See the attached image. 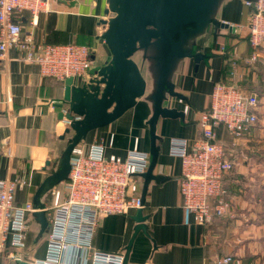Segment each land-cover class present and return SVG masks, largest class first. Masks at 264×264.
I'll use <instances>...</instances> for the list:
<instances>
[{
  "label": "crops",
  "instance_id": "crops-1",
  "mask_svg": "<svg viewBox=\"0 0 264 264\" xmlns=\"http://www.w3.org/2000/svg\"><path fill=\"white\" fill-rule=\"evenodd\" d=\"M245 1L221 0L214 17L242 27L210 26L194 40L195 51L202 53L203 58L198 63L194 58H183L173 69L171 81L183 97L169 96L165 104L182 111L184 116L158 120L159 155L154 175L163 178L149 183L143 207L148 217L147 234H137L127 264H217L216 258L224 255L233 257L230 264H264V160L258 159L253 149L258 135L264 136V93L259 88L264 85V48L260 61L248 62L251 48L247 25L251 8ZM107 7L108 0H51L49 11L39 15L36 26L30 24L27 11L18 19L22 34L28 36L32 31L36 42L89 45L93 67L107 58L100 39L106 29L102 20L112 15L106 13ZM20 56L17 50L9 51V59L0 72V179L10 177L18 182L17 203L33 202L37 188L55 169L53 163L46 165V161L59 156L64 141L60 136L67 122L58 117L59 109L53 106V101L63 97L64 81L42 75L38 63ZM146 72L150 93L154 81L151 64ZM217 81L255 89L262 96V103L258 108L259 125L244 140L232 144L224 127H218V137L225 144L227 156L234 161V168L224 178L232 198L231 213L202 225L182 205L178 183L181 160L169 153V140L182 137L192 142L201 137L198 117L208 106ZM149 93L111 124L90 131L83 143L102 141L108 153L126 157L138 137L139 147L149 151L147 120L153 111ZM142 184L141 177V191ZM42 201L51 204L52 198L46 193ZM136 213L133 210L129 215H103L93 244L106 251L125 249L136 225L132 218ZM44 251L45 240L25 250L31 256H42Z\"/></svg>",
  "mask_w": 264,
  "mask_h": 264
},
{
  "label": "built area",
  "instance_id": "built-area-1",
  "mask_svg": "<svg viewBox=\"0 0 264 264\" xmlns=\"http://www.w3.org/2000/svg\"><path fill=\"white\" fill-rule=\"evenodd\" d=\"M51 0H0V72L12 49L21 59L36 62L44 76L64 81L67 77L88 78L92 68L91 47L80 43H40L31 33L24 36L19 16L27 11L30 24H38L39 15L48 12ZM251 10L247 36L251 48L248 62L263 58L264 0H246ZM240 28L241 24H230ZM264 61V59H263ZM262 96L238 83H214L208 106L200 112L201 137L194 141L173 137L169 153L181 160L178 178L183 207L202 225L229 216L232 198L224 185L225 176L234 168L218 137L224 127L236 144L259 121ZM67 121V120H66ZM113 144V135L110 137ZM150 152L139 147V138L126 157L108 153L102 141L74 146L68 179L49 191L51 204L43 205L48 219L45 251L42 256L26 254L32 201L17 203L18 182L0 179V264H124L125 249L106 251L93 244L94 233L103 215H129L144 207L140 190L141 174L150 164ZM22 184V183H21ZM231 255L218 256L217 264H230Z\"/></svg>",
  "mask_w": 264,
  "mask_h": 264
},
{
  "label": "water",
  "instance_id": "water-1",
  "mask_svg": "<svg viewBox=\"0 0 264 264\" xmlns=\"http://www.w3.org/2000/svg\"><path fill=\"white\" fill-rule=\"evenodd\" d=\"M221 0H108L106 13L112 15L107 20L100 39L107 52L106 60L89 70V78L67 77L64 80L63 97L53 101L59 109L58 117L66 119V127L61 139L72 133L62 154L47 160L55 169L43 179L37 188L33 212L40 225L42 236L48 227V219L43 209L42 196L51 188L68 179L71 170V154L74 146L85 140L92 130L107 126L137 104V100L147 94L148 83L141 67L134 59L142 51L144 58L152 59L154 73L153 89L148 94L153 111L147 120L150 135V164L140 176L143 178L141 197L145 203L151 180L161 179L154 175L158 160L159 136L156 133L160 117H183L184 113L168 107L169 96L183 95L175 90L171 75L175 65L183 58H194L198 63L203 54L194 50V40L206 32L210 26L216 29L229 28L228 23L214 17ZM136 221L133 234L125 247L124 264L137 234H147V215L143 208L132 216ZM17 264H31L18 259Z\"/></svg>",
  "mask_w": 264,
  "mask_h": 264
},
{
  "label": "trees",
  "instance_id": "trees-1",
  "mask_svg": "<svg viewBox=\"0 0 264 264\" xmlns=\"http://www.w3.org/2000/svg\"><path fill=\"white\" fill-rule=\"evenodd\" d=\"M194 50H196V46H194ZM56 80L63 82L62 80H58V79H56ZM71 135H72V133L66 134V137L64 138V141H63V148L66 147V145L68 143V138ZM62 151L63 150H61V153H62ZM257 156H259L262 160H264V153L263 152L259 151L257 153ZM29 222H30L31 229L29 230L27 238H26V245H27V247H30L31 245L38 246L43 242V240H45L47 233L45 232L42 236L39 235L40 227H39L38 221L36 220V218L34 216L29 220Z\"/></svg>",
  "mask_w": 264,
  "mask_h": 264
},
{
  "label": "rangeland",
  "instance_id": "rangeland-1",
  "mask_svg": "<svg viewBox=\"0 0 264 264\" xmlns=\"http://www.w3.org/2000/svg\"><path fill=\"white\" fill-rule=\"evenodd\" d=\"M134 59L135 60H138L137 62H139L140 63V67L142 68L141 70H142V73L144 74V76H145V78H146V75H147V72H146V69L148 70V66H149V64H151V62H152V59H149V58H144L143 57V52L142 51H139V52H137L136 54H135V56H134ZM147 80V83H148V89H147V93H149V86H150V82H149V80L148 79H146ZM260 89H262L263 88V93H264V85L262 86V85H260V87H259ZM262 117H264V115L262 116ZM259 121H260V119H259ZM259 121H258V123L255 125V127L257 126V125H259ZM251 132V131H250ZM249 132V133H250ZM248 133V134H249ZM248 134H246V135H244L242 138H241V140H244L247 136H248ZM64 148H62V150H63ZM254 151H256L257 153L259 152V151H261V152H263L264 153V136L262 135V136H260V135H258V137H257V139L254 141ZM62 153L60 152L59 153V156L61 155ZM258 159H261L259 156H258ZM50 191V190H49ZM49 191L47 192V195H49ZM30 229H31V226H30Z\"/></svg>",
  "mask_w": 264,
  "mask_h": 264
}]
</instances>
